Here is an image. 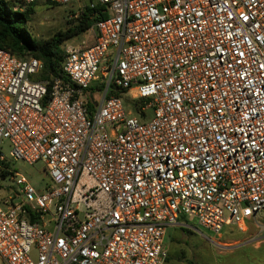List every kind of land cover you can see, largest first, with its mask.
Here are the masks:
<instances>
[{
  "label": "built area",
  "instance_id": "2783aa9c",
  "mask_svg": "<svg viewBox=\"0 0 264 264\" xmlns=\"http://www.w3.org/2000/svg\"><path fill=\"white\" fill-rule=\"evenodd\" d=\"M89 2L108 17L61 77L0 49V177L23 197L0 198L1 264H166L183 222L245 231L264 211V0Z\"/></svg>",
  "mask_w": 264,
  "mask_h": 264
},
{
  "label": "rangeland",
  "instance_id": "374dc122",
  "mask_svg": "<svg viewBox=\"0 0 264 264\" xmlns=\"http://www.w3.org/2000/svg\"><path fill=\"white\" fill-rule=\"evenodd\" d=\"M90 4L89 0L55 8L45 3L36 4L30 22L33 35L38 40H45L59 31L67 30L70 27L69 20L75 19L74 14L79 15ZM69 43L90 46L93 40L89 35H83ZM152 114L151 110L147 111V119ZM5 151L8 153L7 148ZM12 169L25 176L39 192L51 184L42 162L29 165L17 161L13 163ZM12 176L0 178V198L12 196L16 203H20L23 197L17 193L19 189L11 180ZM256 220L250 224L256 227L250 226L248 232L226 227L219 235L212 234L194 222H183L168 231L166 246L170 259L166 264H260L264 261V211L256 215ZM259 226L263 227L261 231L257 228Z\"/></svg>",
  "mask_w": 264,
  "mask_h": 264
},
{
  "label": "trees",
  "instance_id": "16d2710c",
  "mask_svg": "<svg viewBox=\"0 0 264 264\" xmlns=\"http://www.w3.org/2000/svg\"><path fill=\"white\" fill-rule=\"evenodd\" d=\"M47 6L59 7L50 3ZM36 4L25 6L18 0H0V49L7 50L19 58H35L42 62L43 71L41 79H51L62 76V63L64 60V46L70 40L88 35L95 22L104 20L108 14L101 13V8L86 6L79 15L74 14L75 19L69 20L70 27L65 31H59L49 39L38 40L32 33L30 22ZM116 96L119 94L114 93ZM127 105L133 109L135 115H146L141 111L143 101ZM0 178H7L3 173ZM169 254L166 263L169 261ZM260 264H264L261 261Z\"/></svg>",
  "mask_w": 264,
  "mask_h": 264
},
{
  "label": "crops",
  "instance_id": "0c3cea01",
  "mask_svg": "<svg viewBox=\"0 0 264 264\" xmlns=\"http://www.w3.org/2000/svg\"><path fill=\"white\" fill-rule=\"evenodd\" d=\"M89 35V34H88ZM91 39L93 40V42H94V39L91 37ZM257 220H256V218H252V219H249L248 221H247V224H246V230L245 231H241V232H248V230H249V227L250 226H255L256 227V225H250V224H252L251 222H256ZM254 224V223H253ZM258 228V230H260L261 231V229L263 228L262 226H259V227H257Z\"/></svg>",
  "mask_w": 264,
  "mask_h": 264
}]
</instances>
